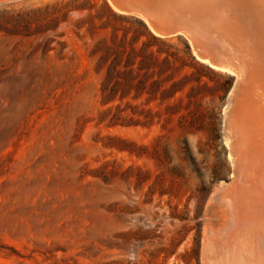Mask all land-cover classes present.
<instances>
[{"label":"rangeland","instance_id":"1","mask_svg":"<svg viewBox=\"0 0 264 264\" xmlns=\"http://www.w3.org/2000/svg\"><path fill=\"white\" fill-rule=\"evenodd\" d=\"M231 72L105 0L1 3L0 264H209Z\"/></svg>","mask_w":264,"mask_h":264},{"label":"bare ground","instance_id":"2","mask_svg":"<svg viewBox=\"0 0 264 264\" xmlns=\"http://www.w3.org/2000/svg\"><path fill=\"white\" fill-rule=\"evenodd\" d=\"M179 5L195 22L212 63L238 79L225 116L232 182L212 197L222 222L212 227L216 230L209 232L204 249L209 264H264V0Z\"/></svg>","mask_w":264,"mask_h":264},{"label":"water","instance_id":"3","mask_svg":"<svg viewBox=\"0 0 264 264\" xmlns=\"http://www.w3.org/2000/svg\"><path fill=\"white\" fill-rule=\"evenodd\" d=\"M110 8L119 15L129 16L137 19L152 35L159 38H180L182 39L193 56V58L212 69L220 70V66L213 64L207 49L195 28V22L185 15L179 5L185 0H105ZM6 2V1H4ZM1 2V3H4ZM0 3V4H1ZM234 87L232 95L236 92L238 79L236 74L233 77ZM224 110L231 111L233 104L230 95ZM238 93V90L237 92ZM231 95V97H232ZM223 110V111H224ZM230 142H233L230 138ZM233 158L237 159L235 151ZM233 171L231 173V181ZM230 182H226L227 184Z\"/></svg>","mask_w":264,"mask_h":264}]
</instances>
